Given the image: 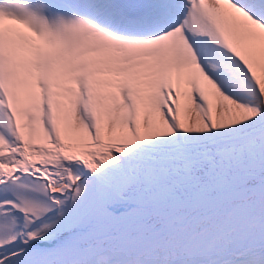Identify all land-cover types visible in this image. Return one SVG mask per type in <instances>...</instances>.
<instances>
[{
	"label": "snow or ice",
	"instance_id": "obj_1",
	"mask_svg": "<svg viewBox=\"0 0 264 264\" xmlns=\"http://www.w3.org/2000/svg\"><path fill=\"white\" fill-rule=\"evenodd\" d=\"M0 264H264V0H0Z\"/></svg>",
	"mask_w": 264,
	"mask_h": 264
}]
</instances>
